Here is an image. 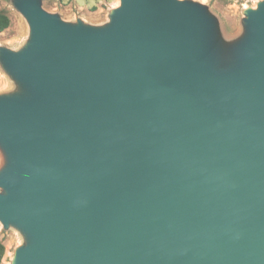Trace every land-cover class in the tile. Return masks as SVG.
<instances>
[{
  "label": "water",
  "instance_id": "95a60500",
  "mask_svg": "<svg viewBox=\"0 0 264 264\" xmlns=\"http://www.w3.org/2000/svg\"><path fill=\"white\" fill-rule=\"evenodd\" d=\"M29 13L37 47L17 67L93 138L54 110L0 104L21 160L0 212L42 232L23 263L264 264V4L243 84L205 73L198 20L174 0H125L109 37Z\"/></svg>",
  "mask_w": 264,
  "mask_h": 264
},
{
  "label": "rangeland",
  "instance_id": "374dc122",
  "mask_svg": "<svg viewBox=\"0 0 264 264\" xmlns=\"http://www.w3.org/2000/svg\"><path fill=\"white\" fill-rule=\"evenodd\" d=\"M191 10L199 23L200 56L205 73L227 84H243L258 73L257 52L260 25L255 18L264 0H174ZM125 0H0V10L11 20L0 32V104L39 107L58 112L83 140H92V130L84 116L69 115L60 109L48 90L24 74L16 61L35 50L37 32L30 10L41 9L71 33L109 37L115 34ZM87 136V137H86ZM0 160L14 164L2 168L0 194L12 189L5 182L21 164L12 139L0 132ZM104 148L121 152L117 144ZM41 229L17 217L5 219L0 212V264H24L22 251L40 242ZM49 264V263H33Z\"/></svg>",
  "mask_w": 264,
  "mask_h": 264
},
{
  "label": "trees",
  "instance_id": "16d2710c",
  "mask_svg": "<svg viewBox=\"0 0 264 264\" xmlns=\"http://www.w3.org/2000/svg\"><path fill=\"white\" fill-rule=\"evenodd\" d=\"M11 24L9 16L0 10V32L7 29Z\"/></svg>",
  "mask_w": 264,
  "mask_h": 264
},
{
  "label": "bare ground",
  "instance_id": "6f19581e",
  "mask_svg": "<svg viewBox=\"0 0 264 264\" xmlns=\"http://www.w3.org/2000/svg\"><path fill=\"white\" fill-rule=\"evenodd\" d=\"M0 163H1L2 168H4V167L6 168V167H9V166L14 164L13 160L10 159V161H6V160L4 161L3 157L1 158Z\"/></svg>",
  "mask_w": 264,
  "mask_h": 264
}]
</instances>
